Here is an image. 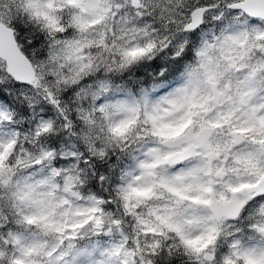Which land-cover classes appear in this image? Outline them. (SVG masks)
I'll return each mask as SVG.
<instances>
[{
  "label": "snow or ice",
  "instance_id": "obj_1",
  "mask_svg": "<svg viewBox=\"0 0 264 264\" xmlns=\"http://www.w3.org/2000/svg\"><path fill=\"white\" fill-rule=\"evenodd\" d=\"M0 264H264V0H0Z\"/></svg>",
  "mask_w": 264,
  "mask_h": 264
}]
</instances>
